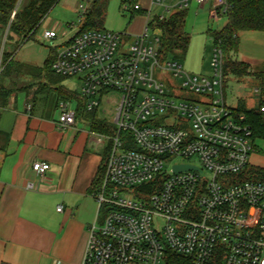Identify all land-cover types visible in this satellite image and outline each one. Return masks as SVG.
<instances>
[{
	"label": "built area",
	"instance_id": "1",
	"mask_svg": "<svg viewBox=\"0 0 264 264\" xmlns=\"http://www.w3.org/2000/svg\"><path fill=\"white\" fill-rule=\"evenodd\" d=\"M25 1L18 0L7 25L0 11V76ZM83 1L84 24L93 0ZM192 1L211 3L214 20L229 9L227 0H152L145 30L133 42L127 34L80 29L54 49L53 73L81 78L88 112L99 111L104 100L115 105L114 122L108 121L114 134L98 137L110 151L83 264H264V166L253 160L264 153L257 151L247 114L227 104L221 42H214L213 76L206 77L186 72L177 60L163 61L159 33L149 36L154 8L166 14ZM56 38V30L44 32L51 45ZM257 92L264 117V90ZM58 109L59 128L74 126L71 102L60 100ZM193 158L200 165L173 164ZM180 166L196 170L176 172ZM49 169L45 162L33 164L40 177Z\"/></svg>",
	"mask_w": 264,
	"mask_h": 264
},
{
	"label": "crops",
	"instance_id": "2",
	"mask_svg": "<svg viewBox=\"0 0 264 264\" xmlns=\"http://www.w3.org/2000/svg\"><path fill=\"white\" fill-rule=\"evenodd\" d=\"M151 1L140 6L149 10ZM192 3L198 10L210 6L211 16V3ZM22 76L13 74L8 83L21 90L0 99V264H83L99 212L94 182L108 145L98 142L101 133L91 119L77 116L74 126L60 129L52 83L34 77L45 87L31 96L20 86ZM70 102L77 111V102ZM97 118L105 120L99 111ZM35 162L50 165L44 177L34 172Z\"/></svg>",
	"mask_w": 264,
	"mask_h": 264
},
{
	"label": "rangeland",
	"instance_id": "3",
	"mask_svg": "<svg viewBox=\"0 0 264 264\" xmlns=\"http://www.w3.org/2000/svg\"><path fill=\"white\" fill-rule=\"evenodd\" d=\"M133 2V0H110L104 23V29L107 31L129 35L130 43L134 41L135 36H138L140 31L141 33L144 32L147 22L145 13H135L133 11ZM148 2L149 0L135 1L136 4L142 5L144 8ZM81 3H84V1L60 0L43 19L32 39L26 42L21 41V39L15 37L12 33L9 35L5 47L6 56L2 62L3 72L0 85L3 83L8 87V83L13 79V75L10 77L4 71L8 64L6 61L7 56L10 57L9 61L13 60V64L15 65L29 64L40 67L53 54L55 48L73 38L80 31L83 25L79 11ZM210 8L208 6L205 10H198L192 3L188 9L186 30L191 36V44L187 54L183 58L177 59L186 72L206 77L213 76L212 60L215 44L211 32H218L227 24V17L225 15H221L219 20L211 18ZM155 16L169 18L171 12L165 14L163 10L154 8L152 18ZM48 29L58 32V38L53 41V45H51V42L43 39L44 32ZM154 34V30L150 28L149 36L153 37L155 36ZM239 41V52L237 54L224 53L225 61L246 62L250 65L251 72L255 74L264 73V33L256 31L242 32L239 34ZM22 75L21 79H19L20 86L24 85V90L29 95H34L36 90L41 89L43 91L42 80L36 81L33 76ZM225 76L226 101L230 107L238 108L241 103L248 109H257L259 107L260 94L257 91L262 89L263 79H259L255 75L237 77L228 74ZM50 82L53 85V89L49 91L51 100L58 99L61 92L74 91L80 93L83 84L80 77L64 78L60 82ZM18 89L21 90L19 87ZM18 89L15 86L14 91ZM114 110L115 105L110 104L108 100H104L99 114L107 121L113 123ZM256 137L257 151L264 153L262 136L256 135ZM253 160L264 166V158L254 156ZM184 162L200 165L196 158L192 160L174 159L173 164ZM171 165L166 167L168 171Z\"/></svg>",
	"mask_w": 264,
	"mask_h": 264
},
{
	"label": "trees",
	"instance_id": "4",
	"mask_svg": "<svg viewBox=\"0 0 264 264\" xmlns=\"http://www.w3.org/2000/svg\"><path fill=\"white\" fill-rule=\"evenodd\" d=\"M60 0H26L23 7L18 11L15 20L12 23V34L25 42L32 32H34L41 24L46 15L59 3ZM134 6L136 5L133 0ZM229 9L226 13L227 24L218 32H211V36L215 43L222 44L223 52L235 53L239 52V34L246 31H256L264 33V0H227ZM18 0H0V11L2 13V21L8 24L10 14L15 9ZM110 0H93L91 9L89 10L85 22L81 28V32L92 29H104L105 18L108 12ZM133 6V7H134ZM135 13L145 10L134 11ZM188 9L177 10L169 18L155 16L149 24V27L160 35V55L163 61L169 59L177 60L183 58L190 47L191 36L186 30V20ZM30 39V38H29ZM32 39V38H31ZM28 41V40H27ZM7 56V66L4 71L7 75L26 74L35 78L45 77L48 81L60 82L64 78L54 75L52 65L55 60V51L49 56L42 68H34L25 65H15L13 60L9 61ZM251 67L245 62H236L226 60L224 62L225 75L232 74L237 77L255 75L259 79H263L264 90V73L255 74L250 71ZM3 72V71H2ZM55 76V77H54ZM2 73L0 76V80ZM16 86V85H15ZM15 86L0 85V99L5 101L12 95ZM45 87V85L43 86ZM43 90V89H42ZM60 100L76 101L77 116L91 119L97 124L101 134L113 135L115 128L105 120L97 118V112H88L86 110V99H83L77 92L67 91L59 94ZM238 112L247 114L249 122L253 125L255 134L263 136L264 133V117L260 113L259 108L248 109L243 103L237 108ZM110 151V145L106 148L105 163ZM105 163L102 167L98 178L94 182V186L98 189L105 176Z\"/></svg>",
	"mask_w": 264,
	"mask_h": 264
},
{
	"label": "water",
	"instance_id": "5",
	"mask_svg": "<svg viewBox=\"0 0 264 264\" xmlns=\"http://www.w3.org/2000/svg\"><path fill=\"white\" fill-rule=\"evenodd\" d=\"M188 170H196V168L191 167V166H180L176 168V172H183V171H188Z\"/></svg>",
	"mask_w": 264,
	"mask_h": 264
}]
</instances>
